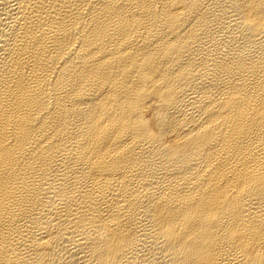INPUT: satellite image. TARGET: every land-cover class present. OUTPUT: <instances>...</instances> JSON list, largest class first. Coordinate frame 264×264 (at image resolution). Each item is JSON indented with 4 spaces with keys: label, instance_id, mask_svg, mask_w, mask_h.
I'll list each match as a JSON object with an SVG mask.
<instances>
[{
    "label": "bare ground",
    "instance_id": "1",
    "mask_svg": "<svg viewBox=\"0 0 264 264\" xmlns=\"http://www.w3.org/2000/svg\"><path fill=\"white\" fill-rule=\"evenodd\" d=\"M0 264H264V0H0Z\"/></svg>",
    "mask_w": 264,
    "mask_h": 264
}]
</instances>
